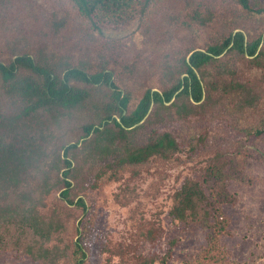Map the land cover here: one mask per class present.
I'll return each instance as SVG.
<instances>
[{
    "label": "rangeland",
    "instance_id": "rangeland-1",
    "mask_svg": "<svg viewBox=\"0 0 264 264\" xmlns=\"http://www.w3.org/2000/svg\"><path fill=\"white\" fill-rule=\"evenodd\" d=\"M249 2L264 7V0ZM55 20L65 24L56 29ZM234 30L249 39L264 33V13L249 11L239 0H150L144 11L100 30L72 0H0L1 61L42 48L75 64L89 59L113 71V81L130 94L128 110L147 88L171 86L175 75L167 73L168 63L219 43ZM203 74L209 98L193 101L188 114L162 109L146 129L171 132L179 144L174 153L113 167L109 159L93 166L83 162L69 197L83 198L86 213L61 196L65 187L52 189L41 208L61 222L52 242L70 254L82 237L84 264H137L144 257L154 258V264H264V132L257 134L264 128V55L254 61L225 52ZM233 80L251 90L256 98L251 105L245 95L222 90ZM89 120L86 112L61 119L53 125L50 145L80 139V125ZM186 179L219 190L220 196L226 187L228 200L212 207L213 225L170 216L172 196ZM72 260L68 255L60 264ZM0 264L39 262L10 247L0 250Z\"/></svg>",
    "mask_w": 264,
    "mask_h": 264
},
{
    "label": "trees",
    "instance_id": "trees-1",
    "mask_svg": "<svg viewBox=\"0 0 264 264\" xmlns=\"http://www.w3.org/2000/svg\"><path fill=\"white\" fill-rule=\"evenodd\" d=\"M72 1L100 30L104 23L117 22L137 9L144 11L150 2ZM239 1L249 11L264 13L262 6ZM64 24L65 20H55L52 25L60 29ZM234 31L219 43L190 50L176 64L168 63L167 73L175 75L171 86L162 91L147 88L131 110L127 109L130 94L113 81V71L89 59L75 64L42 48L17 51L9 62L0 60V250L13 247L39 264H60L68 255L73 259L70 264H84L87 253L82 237L73 242L70 254L66 247L52 242L62 228L59 220L42 212L46 196L54 188L65 187L61 196L86 213L83 198L75 201L69 197L71 179L83 162L93 166L109 159L113 162L107 164L113 167L114 163H142L155 155L174 153L179 144L171 132L146 130L153 118L162 109L173 107L188 114L193 101L209 98L202 73L223 53L235 51L254 61L264 55V33L249 39L244 31ZM222 90L245 95L249 105L256 99L236 80L225 83ZM75 112H86L90 117L80 125V139L52 147L53 125ZM263 132L264 128L257 130V134ZM225 189L220 196L219 190L208 191L198 180L186 179L172 196L169 214L183 223L211 226L212 207L228 200L223 198L229 195ZM167 261L165 258L163 263ZM137 264H154V258L144 257Z\"/></svg>",
    "mask_w": 264,
    "mask_h": 264
},
{
    "label": "water",
    "instance_id": "water-1",
    "mask_svg": "<svg viewBox=\"0 0 264 264\" xmlns=\"http://www.w3.org/2000/svg\"><path fill=\"white\" fill-rule=\"evenodd\" d=\"M237 31H238V30H235L234 33L237 32Z\"/></svg>",
    "mask_w": 264,
    "mask_h": 264
}]
</instances>
